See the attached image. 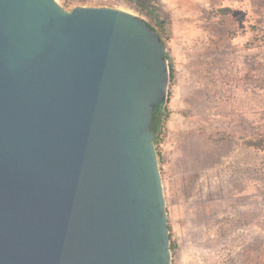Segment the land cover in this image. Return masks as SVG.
<instances>
[{"label":"water","instance_id":"obj_1","mask_svg":"<svg viewBox=\"0 0 264 264\" xmlns=\"http://www.w3.org/2000/svg\"><path fill=\"white\" fill-rule=\"evenodd\" d=\"M169 80L129 11L0 0V264H172L151 127Z\"/></svg>","mask_w":264,"mask_h":264},{"label":"rangeland","instance_id":"obj_2","mask_svg":"<svg viewBox=\"0 0 264 264\" xmlns=\"http://www.w3.org/2000/svg\"><path fill=\"white\" fill-rule=\"evenodd\" d=\"M58 2L121 8L164 40L170 80L155 146L172 264H264V146L240 142L264 138V50L250 47L264 0Z\"/></svg>","mask_w":264,"mask_h":264},{"label":"trees","instance_id":"obj_3","mask_svg":"<svg viewBox=\"0 0 264 264\" xmlns=\"http://www.w3.org/2000/svg\"><path fill=\"white\" fill-rule=\"evenodd\" d=\"M152 28H154V27H152ZM163 42H164V40H163ZM162 107H163V104L156 106L154 108L153 121H152L151 127L155 131V137H154L155 143H157L159 141V135H160L159 130H160V123H161V117H162V112H163ZM225 138H229V137L226 136ZM240 139H241L240 142H242L243 144L250 146V147L262 148L264 146V138H262V137H260V138L240 137Z\"/></svg>","mask_w":264,"mask_h":264},{"label":"built area","instance_id":"obj_4","mask_svg":"<svg viewBox=\"0 0 264 264\" xmlns=\"http://www.w3.org/2000/svg\"><path fill=\"white\" fill-rule=\"evenodd\" d=\"M256 36L257 39L250 44V47L261 52L264 50V25L257 27Z\"/></svg>","mask_w":264,"mask_h":264},{"label":"crops","instance_id":"obj_5","mask_svg":"<svg viewBox=\"0 0 264 264\" xmlns=\"http://www.w3.org/2000/svg\"><path fill=\"white\" fill-rule=\"evenodd\" d=\"M259 18H260V15H258L256 19H259Z\"/></svg>","mask_w":264,"mask_h":264}]
</instances>
